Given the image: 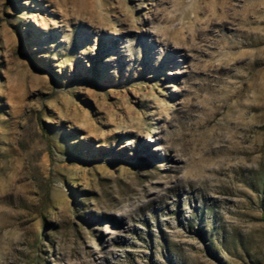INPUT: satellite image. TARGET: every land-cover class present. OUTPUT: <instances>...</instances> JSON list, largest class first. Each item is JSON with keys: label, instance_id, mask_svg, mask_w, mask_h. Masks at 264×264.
Returning <instances> with one entry per match:
<instances>
[{"label": "rangeland", "instance_id": "1", "mask_svg": "<svg viewBox=\"0 0 264 264\" xmlns=\"http://www.w3.org/2000/svg\"><path fill=\"white\" fill-rule=\"evenodd\" d=\"M82 260L264 264V0H0V264Z\"/></svg>", "mask_w": 264, "mask_h": 264}, {"label": "bare ground", "instance_id": "2", "mask_svg": "<svg viewBox=\"0 0 264 264\" xmlns=\"http://www.w3.org/2000/svg\"><path fill=\"white\" fill-rule=\"evenodd\" d=\"M114 234V231H110ZM83 259V258H82ZM88 262L86 260H82L80 264H87Z\"/></svg>", "mask_w": 264, "mask_h": 264}]
</instances>
